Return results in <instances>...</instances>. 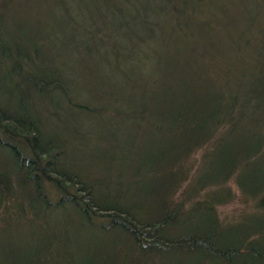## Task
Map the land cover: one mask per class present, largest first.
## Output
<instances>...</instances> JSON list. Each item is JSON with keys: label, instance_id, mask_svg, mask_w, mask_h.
<instances>
[{"label": "trees", "instance_id": "1", "mask_svg": "<svg viewBox=\"0 0 264 264\" xmlns=\"http://www.w3.org/2000/svg\"><path fill=\"white\" fill-rule=\"evenodd\" d=\"M237 3L210 13L205 0H0L8 24L0 23V76H17L22 91L20 108L13 92L0 93V190L10 183L5 170L15 169L39 198L75 204L117 232L140 263L264 264L256 235L238 246L216 240L218 207L234 198L229 181L238 185L245 167L264 159V32L258 9ZM146 136L159 157L146 169L122 160L115 174L116 153L133 152ZM203 149L227 172L221 181L192 176ZM90 152L103 164L97 173L69 171L79 164L69 155ZM122 180L131 189L116 192ZM209 184L227 186V195L210 204L207 234L183 216ZM253 202L264 213V192Z\"/></svg>", "mask_w": 264, "mask_h": 264}, {"label": "rangeland", "instance_id": "2", "mask_svg": "<svg viewBox=\"0 0 264 264\" xmlns=\"http://www.w3.org/2000/svg\"><path fill=\"white\" fill-rule=\"evenodd\" d=\"M237 2L242 4L240 6H246L248 10L258 9V11L252 12V10L251 12L253 16H256L258 27L264 32V0H205V5L209 7L210 13L217 9L233 11L234 6L239 5ZM3 14L0 11V23L6 27L8 24ZM5 27H3L4 30ZM218 30L220 31L218 35L224 39V29L218 27ZM4 49V43L0 39V50L3 53ZM12 75L14 82L11 81L9 75L0 76V93L4 97L11 98L13 92L14 105L20 108L22 97V91L18 86L20 80L14 74ZM62 119L66 120L65 111L62 112ZM47 125L55 126L66 136L65 128L62 129V124L59 125L55 119L49 117ZM67 126L74 131L73 126L70 124ZM152 137L146 136L145 144L143 140H139L137 149L131 153H116L117 161L112 164V171L118 174L119 170L123 169V161L128 162L130 167L135 165L146 169L149 165L151 166L155 161L151 157H159L156 153L158 147L151 145V140L155 141ZM67 141L69 142L70 139L67 138ZM204 150L193 156V160L197 162L192 176L195 175L203 182H213L214 178L221 181L227 172L216 171L213 167L215 158L213 156L204 158L206 152ZM145 153L147 157L144 156ZM96 154L97 152H90L89 155L93 156L90 159L88 156L80 159L69 155L70 164L74 159H78L79 164L76 166L77 169H72L69 165L67 168L71 172L86 170L97 173L103 164ZM63 161L67 162L66 159ZM5 172L10 183L6 190H0V264H146L147 259L141 260L140 263L138 260L141 257L125 244L123 237L117 232L103 230L100 220L86 215L75 204L66 202L58 204L39 198L34 187L30 185L24 188L17 182L15 169H8ZM243 174L238 185L235 179L229 181L228 187L230 186L234 195L233 201L218 207L217 210L218 217L223 223L216 232V240L220 247L241 245L253 234L258 238L256 244L264 243V213L255 209L253 202L254 198L264 192V159L252 160L245 167ZM145 178L146 174L142 182L148 180ZM124 187L129 188L130 186L127 182L124 186L122 180L113 189L117 192ZM207 187L210 188V193L206 194L207 190H205L206 195L203 200L196 205H191L183 216V220L195 231L208 234L209 231L211 232L207 223L210 204L226 197L225 188L227 186H221L218 189L217 185L209 184ZM196 188L198 186L195 190ZM147 191H151L150 188L145 192ZM183 192H187V186L178 193L179 201L184 199ZM126 203L128 206L140 205L128 199ZM106 224L111 225L113 221L109 220ZM151 260L150 264H169L161 256H156ZM192 264L204 263L200 261V257H196Z\"/></svg>", "mask_w": 264, "mask_h": 264}]
</instances>
